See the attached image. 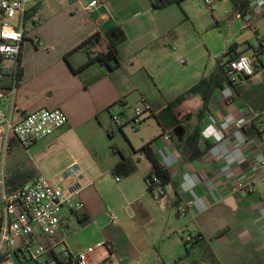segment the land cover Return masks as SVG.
Returning a JSON list of instances; mask_svg holds the SVG:
<instances>
[{"label": "crops", "instance_id": "1", "mask_svg": "<svg viewBox=\"0 0 264 264\" xmlns=\"http://www.w3.org/2000/svg\"><path fill=\"white\" fill-rule=\"evenodd\" d=\"M222 1L225 0L216 2ZM227 1L220 7L214 4L210 10L203 0L175 1L159 9L152 0H99L100 5L93 13L84 10L85 0L78 4L84 24L80 28L68 26L69 42L56 58L61 73L55 76V87L59 89L61 84L64 87L39 107L64 110L67 122L50 136L25 148L26 156L21 157L13 155L20 144L0 129V168L4 176L30 159L37 174H44L53 183L60 181L61 173L72 163L80 167L83 183L90 181L78 196L83 208L72 210L66 206L62 210L56 237L63 239L70 251L81 250L66 239L67 231L77 224L93 226L97 231L90 245L106 242L105 248H96L91 256L102 264H249L251 256L253 264H264V128L256 121L259 134L234 127L235 120L251 123L252 111L264 110V62L251 76L235 84L224 76L214 77L216 82L204 108L202 96L190 91L201 79L219 71L220 58L222 64L238 54L254 60L256 52L264 48V0H252L243 17ZM42 4L39 0V14ZM68 11L70 17L78 13L73 8ZM41 20L42 12L32 32L35 38L31 34L32 39L24 41L20 52L22 81L26 78L24 48L27 42L41 44ZM185 24L192 28L188 33ZM113 25H119L125 36L118 44L120 66L108 71L104 66L92 64L73 72L64 54L93 32ZM68 60L76 67L85 63L86 55L76 50ZM188 61L195 68L194 73L181 83L179 91L158 90L159 96L151 92L149 80L154 84L155 79L171 77L179 68L177 62L185 65L180 69L186 70ZM85 83L89 85L84 86ZM133 92H138L140 97L131 101ZM10 95L6 94L4 110L13 121L39 110L31 108L19 95L12 103L10 97L14 94ZM183 95L181 107L188 114L186 136L191 137L196 127L199 129V156L191 160L182 156L178 147L181 142L177 143L156 117L169 102ZM141 98L150 105L152 113L143 115L140 126L127 134L128 150L120 152L117 147L115 153L119 156L111 164L104 165L103 152L97 157L98 151L91 145L78 150L63 143L62 138L81 123L87 124L89 130L93 128L108 136L110 129L114 134L118 126L112 115L123 111L130 116L131 104ZM124 126L118 131L122 132ZM147 143L171 176L161 195L147 189L146 177L153 166L138 151ZM83 151L86 158L81 155ZM125 158L128 162L113 172ZM132 166L134 170L129 172ZM108 178L114 183L111 185L114 190L106 183ZM246 180L251 181L248 186L234 189L238 182ZM188 200L193 204L181 219L173 203L181 206ZM109 213L114 215L113 221L109 220ZM179 230L183 232L181 236ZM186 233L193 237L199 234L188 251L184 245ZM233 247L239 256L232 254ZM57 255L53 251L36 260L23 261L15 257L14 264L31 261L60 264Z\"/></svg>", "mask_w": 264, "mask_h": 264}, {"label": "built area", "instance_id": "2", "mask_svg": "<svg viewBox=\"0 0 264 264\" xmlns=\"http://www.w3.org/2000/svg\"><path fill=\"white\" fill-rule=\"evenodd\" d=\"M216 1L203 0L210 10L213 9ZM38 2L39 0H0V129H4L8 136L13 135L24 148L50 136L68 120L66 112L59 108L29 112L17 122L13 121L11 114L4 110L6 94L15 93L18 80L16 76H12L11 86L5 87L2 80L6 78V75L2 71L11 68L6 63L10 60H16L17 70V58L23 43L31 38L40 20ZM99 5V0H85L83 7L85 11L93 13ZM255 55L258 62L263 64L264 48L257 51ZM254 71L253 60L247 55L238 54L226 61L225 77L231 84L243 81ZM130 108L133 112L130 116L124 115L122 111L114 113L112 120L117 126L128 124L132 130H136L143 120V115L152 113V109L144 98ZM251 121L258 122L264 128V110L252 111ZM248 123L250 122L235 120L234 127L243 129ZM82 178L80 167L74 165L61 173L58 183L51 182L44 174L39 173L18 188L7 191L4 185V175L0 171V203L2 206L0 264H14L15 257L19 261L36 260L44 254L50 255L53 251L71 264H102V262L93 261L91 256L96 248L106 247L105 241H98L84 250L73 252L68 249L63 239L56 237L62 223L63 208L66 206H70L72 210L83 208V202L78 199V196L83 187L90 184V181L83 183ZM250 183V180H246L238 182L233 187L236 190ZM162 193L163 191L158 195ZM192 204L193 201L188 200L184 205L178 206L177 214L184 217ZM108 217L110 221L114 220L112 213H109ZM41 236L48 240L46 244L41 241ZM184 239L190 242L193 236L186 233Z\"/></svg>", "mask_w": 264, "mask_h": 264}, {"label": "rangeland", "instance_id": "3", "mask_svg": "<svg viewBox=\"0 0 264 264\" xmlns=\"http://www.w3.org/2000/svg\"><path fill=\"white\" fill-rule=\"evenodd\" d=\"M83 0H42V20L41 24H43V31L42 33L39 32L41 36V44H37L36 42H27L24 48V55H23V65L26 70V78L24 81L21 80V76L18 79L17 89L14 95H10L11 102L14 103L16 101V97L19 95L26 103L30 105L31 108L41 107L43 101L49 99L50 96L55 95L58 91L62 90L64 84H61L59 89H56L55 84L57 82V74L61 73V70L56 67L58 54L63 46L67 45L69 42L67 31L66 29L70 24H73L75 28H80L83 26L84 21L82 17L79 15V3ZM219 2V1H218ZM218 2H215L217 4ZM227 0L218 3L216 7L223 6L226 4ZM205 9L208 8L205 5H202ZM69 8H73L76 10V15L73 17L69 16ZM79 8V9H78ZM40 12V14H41ZM188 24L184 25L186 28L187 33L192 29L187 27ZM35 34H32V38L34 39ZM30 38V39H32ZM33 45H37L36 48ZM61 59L63 60L62 56ZM6 63L13 69V72H16V60L6 61ZM176 71H173L171 77L168 78H158L155 79V83H152V80H149L151 92L154 95L159 96L158 90H161L165 93H175L179 91L181 88V83L189 78L194 73V67L191 66V63L188 61L187 65L188 68L186 70H182L180 68L184 67L185 65L180 64L177 62ZM101 66V65H100ZM64 67V66H63ZM67 68V65L65 64ZM64 67V68H65ZM190 68V69H189ZM88 77V75L86 76ZM14 82V78H13ZM89 85V83H88ZM20 87V91H19ZM140 95L137 92H133L131 101L139 98ZM134 104H136L134 102ZM134 104H131L133 106ZM129 115L133 114L132 108H129ZM149 120V119H148ZM110 121V118H108ZM150 124H152V120H149ZM5 132V131H4ZM134 132L127 124L122 128V132L116 130L112 137H108L106 134L100 132H96L92 129L89 130L88 125L85 123H81L78 127L73 128V130L67 133L63 138L62 141L65 143L67 147L71 149L77 148L81 150L82 148L86 147V145L93 146L95 151H98L95 155L99 157L101 152H103L104 156V165L111 164L115 158L119 155L115 152L117 147L119 151H127L129 148V142L127 134H131ZM125 153V152H124ZM13 155L18 157L26 156L25 155V148L22 146H17L14 150ZM83 157L86 158L84 151L81 153ZM28 156V155H27ZM78 165L77 163H72L67 168ZM66 168V169H67ZM1 171V168H0ZM109 174V178H112V175ZM108 178V185L112 188V184L114 183ZM83 182V181H82ZM112 190H114L112 188ZM184 217H181L183 219ZM183 232L179 230L178 236H181ZM67 238L70 242L73 243L76 249L84 250L87 246L93 241L97 236V231L93 228V226H82V225H73L69 231L66 233ZM185 237V235H184ZM176 238V237H175ZM175 244V242H173ZM176 246V244H175ZM235 247L231 248L232 254H237L239 256V252L236 250L234 252ZM79 250H74L73 252H77ZM247 257V256H246ZM255 257V256H254ZM250 260L249 264H253L254 258L249 257ZM34 264V261L29 262L28 264ZM51 264H57L56 262H52Z\"/></svg>", "mask_w": 264, "mask_h": 264}, {"label": "trees", "instance_id": "4", "mask_svg": "<svg viewBox=\"0 0 264 264\" xmlns=\"http://www.w3.org/2000/svg\"><path fill=\"white\" fill-rule=\"evenodd\" d=\"M233 11L243 17L248 9L249 3L252 0H230ZM175 2L174 0H152L153 6L157 9L165 7L171 3ZM125 36L120 29L119 25H113L104 30H97L93 32L90 36L81 41L76 47L71 49L70 51L64 54V59L70 66L71 70L75 73L83 70L87 66L92 64H98L104 66L108 71H113L120 66V58L118 54V44L124 41ZM76 50H81L86 55V61L84 64L79 66H73L68 60V56L71 55ZM20 56V55H19ZM18 56V58H19ZM18 67L16 72L9 70H3L2 72L6 75V78L3 79V85L5 87H10L12 84V76H16L17 80L20 78L21 74V65L20 58L18 59ZM231 58V57H230ZM225 65L222 64V58L218 60L219 71H217L214 75H211L209 78H203L200 82L195 85L192 90L193 92L199 93L203 98V108L206 107L207 98L210 93L213 91V87L215 82H213L214 77L224 76L225 77ZM253 65L255 70L262 67V63H259L257 59L253 60ZM249 77V76H248ZM246 77V78H248ZM88 83H85L84 86H87ZM185 96H180L175 100L169 102L162 110L159 112L156 117L159 123L163 126V128L168 129L171 136L179 143L178 147L181 151L182 156L191 160L193 158H197L199 155L198 151V136L199 129L196 127L193 134L190 136H186V127L185 121L188 119V114H185L183 111L181 104L184 101ZM122 125L118 126V130H121ZM245 132L249 133L251 129L252 134L260 133V128L256 124L255 121H251V123L245 125L243 128ZM107 134L111 138L113 132L110 129H107ZM13 141H16L13 135H10ZM183 143V144H182ZM139 152H143L145 156L152 163L153 169L152 172L146 177L147 189L152 194L156 193L160 194L166 185L171 182V176L169 171L161 164L150 151L149 143L143 145L139 150ZM128 160L123 159L114 169L113 172L118 169V167L124 166ZM134 170V166H132L128 171L131 172ZM37 175V169L35 165L31 162L30 159H26L21 163V165L16 166L9 170V172L4 176V185L7 191L14 190L27 182L29 179L33 178ZM156 178V179H154ZM173 206L178 208L177 202L173 203ZM177 212V210H176ZM199 238V234H196L192 241L184 240V245L187 251L196 243V240ZM41 241L43 243H47L48 240L42 238ZM60 264H65L63 259L57 257ZM175 264V263H172Z\"/></svg>", "mask_w": 264, "mask_h": 264}, {"label": "bare ground", "instance_id": "5", "mask_svg": "<svg viewBox=\"0 0 264 264\" xmlns=\"http://www.w3.org/2000/svg\"><path fill=\"white\" fill-rule=\"evenodd\" d=\"M19 59V58H18Z\"/></svg>", "mask_w": 264, "mask_h": 264}]
</instances>
